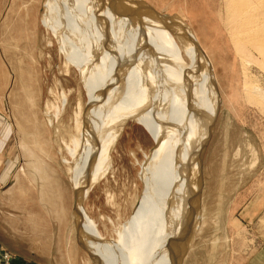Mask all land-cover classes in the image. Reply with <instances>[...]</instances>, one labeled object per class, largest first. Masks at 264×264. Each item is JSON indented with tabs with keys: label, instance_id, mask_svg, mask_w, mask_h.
I'll list each match as a JSON object with an SVG mask.
<instances>
[{
	"label": "rangeland",
	"instance_id": "1",
	"mask_svg": "<svg viewBox=\"0 0 264 264\" xmlns=\"http://www.w3.org/2000/svg\"><path fill=\"white\" fill-rule=\"evenodd\" d=\"M137 1L194 34L214 67L222 100L201 159L180 177L193 180L192 197L181 222L188 220L187 232L175 249L164 248L157 264H264V114L245 98V67L225 25L226 0ZM75 2L84 4V0ZM46 3L0 0V153L4 149L0 166V240L4 243L0 264L18 260L30 264H93L85 248L89 243L83 221L94 223L100 236L91 235L97 245L99 237L107 243L117 239L119 226L134 213L131 202L136 197L145 200L143 190L149 183L146 173L152 172L155 164L149 160L144 170L148 179L144 188L141 166L146 156L159 152L156 140L160 137L148 125L131 119L121 122L120 133L110 134L103 115L97 113L93 123L103 131L102 143L83 142L75 160L67 153L62 136L74 133L79 103L86 113L98 90L82 77L80 66L70 61L75 53L63 48L61 36L46 33L42 21L51 7ZM69 9L63 16L68 25L59 21L48 25L53 30L61 28L69 42L81 49L80 33L69 14L75 9ZM257 58L252 53L245 69L250 83L264 92V72L256 65ZM61 92L68 98L63 110L58 100ZM108 141L114 146L103 145ZM97 145L104 148L97 149ZM199 149L195 145L191 150ZM70 168L81 177L108 170L88 191L79 214ZM179 179L178 194L185 202L186 189L181 188ZM168 197H164L163 206L169 203ZM154 199L162 197L155 194ZM142 264H147L146 258Z\"/></svg>",
	"mask_w": 264,
	"mask_h": 264
},
{
	"label": "bare ground",
	"instance_id": "2",
	"mask_svg": "<svg viewBox=\"0 0 264 264\" xmlns=\"http://www.w3.org/2000/svg\"><path fill=\"white\" fill-rule=\"evenodd\" d=\"M49 4L50 10L47 9L42 21L46 33L61 36L63 48L68 53H75L70 61L74 60L80 66L82 77L98 90L93 94L95 105L89 106L86 113L79 103L74 133L66 131L68 134H62L61 142L66 152L75 160L83 142L102 143L103 131L95 128L93 123L97 113L103 115L108 126L105 128L111 131L110 134L120 133L121 122L131 119L143 126L148 125L160 137L156 140L159 152L146 156L141 166L140 178L144 188L147 179L144 170L149 160L155 164L153 171L146 173L149 174V183L146 182L143 190L145 200L136 197L131 202L134 213L119 226L117 239L104 243L99 237L97 245L91 235L99 233L93 227L94 223L83 221L84 236L89 241L85 247L90 253L89 261L93 264H142L146 258L147 264H157L164 248L175 249L180 237L187 232L188 220L184 224L181 222L183 210L192 197L193 180L180 177L198 158L201 159L200 152L211 138L222 104L214 67L190 30L159 16L137 0H84L82 6L75 0H47L46 5ZM69 7L75 9L69 14L75 20L73 27L80 33L81 49L76 48L74 42L70 43L61 28L53 30L48 25L59 21L64 26L67 22L63 16L66 9H71ZM226 7L225 25L240 55L242 67L249 66L248 57L255 53L258 56L256 65L264 72V0H226ZM46 40L50 45V40ZM65 66L68 69L70 63L67 61ZM245 68V98L264 114V92L250 83ZM58 100L63 110L68 104L65 93L61 92ZM217 104L218 108H215ZM110 144L113 145L108 141L103 145ZM195 145L201 150L192 151ZM72 171L68 169L79 214L88 191L104 178L108 170L104 168V173L97 176L82 174L85 177L74 175ZM178 179L181 188L186 189L185 202L178 194ZM155 194L161 195L159 202L154 199ZM165 196H169V203L163 206Z\"/></svg>",
	"mask_w": 264,
	"mask_h": 264
},
{
	"label": "crops",
	"instance_id": "3",
	"mask_svg": "<svg viewBox=\"0 0 264 264\" xmlns=\"http://www.w3.org/2000/svg\"><path fill=\"white\" fill-rule=\"evenodd\" d=\"M3 153H4V149H2V151H1V153H0V158H1V163H0V166L2 165V163H3ZM3 245H4V243L3 242H1V240H0V252L3 250ZM13 264H30V263H28V262H21L20 260H18V261H14L13 262ZM32 264V263H31Z\"/></svg>",
	"mask_w": 264,
	"mask_h": 264
}]
</instances>
